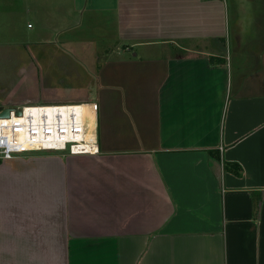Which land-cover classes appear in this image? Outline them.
<instances>
[{
	"label": "crops",
	"instance_id": "obj_1",
	"mask_svg": "<svg viewBox=\"0 0 264 264\" xmlns=\"http://www.w3.org/2000/svg\"><path fill=\"white\" fill-rule=\"evenodd\" d=\"M34 62L99 151L0 160V264H264V0H0V111Z\"/></svg>",
	"mask_w": 264,
	"mask_h": 264
},
{
	"label": "built area",
	"instance_id": "obj_2",
	"mask_svg": "<svg viewBox=\"0 0 264 264\" xmlns=\"http://www.w3.org/2000/svg\"><path fill=\"white\" fill-rule=\"evenodd\" d=\"M90 105L95 112V122L91 126L77 109L78 104L8 108V116L0 115V160L41 151L97 153L98 104L92 102Z\"/></svg>",
	"mask_w": 264,
	"mask_h": 264
},
{
	"label": "rangeland",
	"instance_id": "obj_3",
	"mask_svg": "<svg viewBox=\"0 0 264 264\" xmlns=\"http://www.w3.org/2000/svg\"><path fill=\"white\" fill-rule=\"evenodd\" d=\"M32 20V19H31ZM28 21V23L34 24L33 21ZM233 22H232V27H233ZM61 41V40H60ZM36 63V65L39 67V69L37 71H31L28 76H30L33 79H30L28 76H26L25 72H20L21 74H17L16 71H8V73H6L7 75H9L10 80H13V85L11 87V91H15V90H19L20 92H25V91H29L32 89H37L35 90L33 93L29 92L28 95H38V100L39 101H35L34 103L37 104H54V101H47L44 99H41L39 96L41 95L39 86H44L46 88H52L54 86H65V87H70V83L73 82V78H70V68H68V74L64 75L62 74V70H55L54 68L50 67H46L43 66V62H34ZM35 72H37V76ZM67 72V71H66ZM19 78H21L19 80ZM35 78H37L38 83L36 84L35 82ZM0 98L3 100V96H2V92L0 91ZM9 105V104H4L2 105V107ZM41 152H49V151H41Z\"/></svg>",
	"mask_w": 264,
	"mask_h": 264
},
{
	"label": "bare ground",
	"instance_id": "obj_4",
	"mask_svg": "<svg viewBox=\"0 0 264 264\" xmlns=\"http://www.w3.org/2000/svg\"><path fill=\"white\" fill-rule=\"evenodd\" d=\"M77 109L80 111L84 119L88 121L89 125H93L95 122V112L93 110V106L90 105V103H82L78 104Z\"/></svg>",
	"mask_w": 264,
	"mask_h": 264
},
{
	"label": "trees",
	"instance_id": "obj_5",
	"mask_svg": "<svg viewBox=\"0 0 264 264\" xmlns=\"http://www.w3.org/2000/svg\"><path fill=\"white\" fill-rule=\"evenodd\" d=\"M210 153L212 154V156L220 159V154L218 151L215 150H211ZM224 168L226 171H230L235 173L236 175H241L243 172V168L240 164L236 163V162H228V161H224Z\"/></svg>",
	"mask_w": 264,
	"mask_h": 264
},
{
	"label": "water",
	"instance_id": "obj_6",
	"mask_svg": "<svg viewBox=\"0 0 264 264\" xmlns=\"http://www.w3.org/2000/svg\"><path fill=\"white\" fill-rule=\"evenodd\" d=\"M0 115H1V116H8V115H9V109H8V108L5 109L4 111H2V112L0 113Z\"/></svg>",
	"mask_w": 264,
	"mask_h": 264
}]
</instances>
